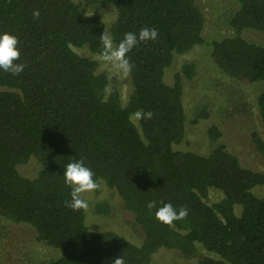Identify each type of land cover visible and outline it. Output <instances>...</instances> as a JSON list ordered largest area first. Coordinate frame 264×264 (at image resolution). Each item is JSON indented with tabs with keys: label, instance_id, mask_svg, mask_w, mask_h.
<instances>
[{
	"label": "trees",
	"instance_id": "16d2710c",
	"mask_svg": "<svg viewBox=\"0 0 264 264\" xmlns=\"http://www.w3.org/2000/svg\"><path fill=\"white\" fill-rule=\"evenodd\" d=\"M84 1L114 7L107 28L114 45L143 27L156 28L158 37L128 53L134 67L123 103L98 61L74 50L101 53L103 20L73 0H0V34L18 37L16 63L25 65L16 76L0 69V216L28 224L38 240L59 251L45 264H112L119 256L125 264H151L160 248L187 257L198 248L209 252L200 253L197 264H264V194L253 191L264 187V169L245 165L222 144L206 154L179 147L188 120L183 82L195 75V63H183L170 82L164 78L176 55L207 45L226 76L263 82L255 102L264 127V44L244 35L264 33V0H233L230 34L209 41L195 0ZM138 110L154 115L136 125ZM206 115L203 109L190 121ZM207 133L213 140L220 134L214 124ZM251 140L264 163L263 138L252 131ZM30 157L40 164L32 178L17 169ZM81 158L133 214L143 233L140 244L113 230H90L85 210L65 205L71 187L64 170ZM211 189L221 197L208 202ZM149 201L156 207L148 209ZM161 201L177 211L186 207L187 217L171 226L160 222L155 213ZM95 209L106 214L108 205Z\"/></svg>",
	"mask_w": 264,
	"mask_h": 264
},
{
	"label": "rangeland",
	"instance_id": "374dc122",
	"mask_svg": "<svg viewBox=\"0 0 264 264\" xmlns=\"http://www.w3.org/2000/svg\"><path fill=\"white\" fill-rule=\"evenodd\" d=\"M82 12L95 15L108 25L114 20L116 11L107 2L87 4L84 0H73ZM204 14L205 23L203 37L209 41L221 35L230 34L228 19L233 13V0H195ZM246 38L263 43L264 33L247 30ZM82 56L98 61V70L104 71L109 85H116L124 103L130 90L128 74L117 73L111 64L102 60L100 54L89 52L86 48H74ZM207 45L199 44L183 54L176 55L171 66L165 71V81L170 82L173 73L189 61L195 63V75L183 82V105L188 118L185 125V138L179 147L206 154L215 145L222 144L235 152L242 163L254 169H264V163L255 152L251 140V132L256 131L264 140L262 126L256 108V96L262 88V81L253 83L241 82L223 74L212 62ZM203 109L207 115L196 122L190 120ZM132 120L137 125L135 116ZM216 125L220 132L218 138L209 137L207 129ZM20 174L32 178L40 169L39 162L30 157L26 162L18 164ZM257 194H264V187L253 189ZM88 202L84 211L85 223L90 230H113L129 241L140 244L143 233L134 220L133 214L126 210L117 193L101 182L98 191L82 194ZM221 193L211 189L208 202L218 200ZM108 205L106 214L98 213L97 203ZM59 251L44 245L37 239L31 226L16 223L0 216V264H45L57 256ZM200 253H209L202 248L192 256H184L175 249H158L152 256L151 264H197Z\"/></svg>",
	"mask_w": 264,
	"mask_h": 264
},
{
	"label": "clouds",
	"instance_id": "9594fccd",
	"mask_svg": "<svg viewBox=\"0 0 264 264\" xmlns=\"http://www.w3.org/2000/svg\"><path fill=\"white\" fill-rule=\"evenodd\" d=\"M39 10L33 11V17L39 18ZM158 37V30L156 28L143 27L140 29L137 35L134 32H128L124 35V38L118 45L113 44L112 38L108 33L104 32L100 36L102 43V51L100 56L103 61L111 64L112 68L117 73L129 74L132 71L134 65L128 58V53L137 46L139 42H147L149 40H155ZM19 43L18 37L4 32L0 34V69L10 73L13 76L19 75L25 65L22 63H16L20 59V50L17 45ZM152 111L138 110L135 113L136 120H147L153 117ZM65 183L71 187V200L66 201L65 205L71 208L73 211H79L81 209L87 210L89 205L86 199L82 197L83 193L93 192L101 188V182L94 179V172L91 168L87 167L83 158L77 161H73L67 164L64 170ZM162 207L158 208L155 213L156 218L169 226L174 221L185 219L188 215V209L181 207L178 211L173 207L171 203H163ZM157 205L156 201H149L147 203L148 209H153ZM112 264H125L123 257L119 256L114 258Z\"/></svg>",
	"mask_w": 264,
	"mask_h": 264
}]
</instances>
